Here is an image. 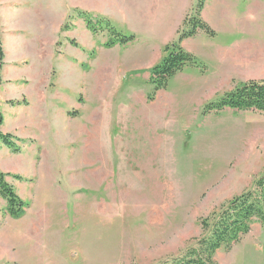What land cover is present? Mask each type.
<instances>
[{"label":"rangeland","instance_id":"obj_1","mask_svg":"<svg viewBox=\"0 0 264 264\" xmlns=\"http://www.w3.org/2000/svg\"><path fill=\"white\" fill-rule=\"evenodd\" d=\"M196 5L0 0L2 131L18 147L0 141V171L27 203L11 217L0 195V264H165L255 188L264 112L207 109L264 81V0H206L200 17L216 34L186 43L196 63L156 92L150 80ZM107 23L134 38L105 46ZM214 260L264 264V224Z\"/></svg>","mask_w":264,"mask_h":264},{"label":"trees","instance_id":"obj_2","mask_svg":"<svg viewBox=\"0 0 264 264\" xmlns=\"http://www.w3.org/2000/svg\"><path fill=\"white\" fill-rule=\"evenodd\" d=\"M205 1L197 0L194 18L184 22V24L189 23L191 27L187 30L182 29L178 40L165 46V55L161 62L151 68L150 80L155 87V92L163 88L166 81L177 72L182 71L185 66L196 63L195 56L183 48L182 41L184 39L193 37L199 30L216 34L200 17ZM88 26L94 32L97 31L96 25H92L90 20ZM100 26H103V23H100ZM105 27L114 33L105 43L107 47L126 44L134 38L133 35L128 37L115 31L108 23ZM3 55L0 30V60ZM150 98L152 97L150 96ZM225 108L235 111L264 112V81H250L237 86L217 103H210L207 110L219 111ZM3 123L4 117L0 111V141L14 150H18L12 134L2 131ZM6 177L7 174L0 171V195L7 201V213L11 217L17 218L24 214L27 203L16 193ZM255 220L264 224V174L257 180L255 188L227 202L211 218L202 222V227L206 232L197 240L196 248L188 251L181 258H176L165 264H215L216 252L222 248L231 250L243 236L251 231Z\"/></svg>","mask_w":264,"mask_h":264},{"label":"crops","instance_id":"obj_3","mask_svg":"<svg viewBox=\"0 0 264 264\" xmlns=\"http://www.w3.org/2000/svg\"><path fill=\"white\" fill-rule=\"evenodd\" d=\"M177 39H178V36H179V33L177 32ZM191 38H193V37H189V38H186V39H184L183 41H182V46H183V48H185L187 45H186V43L187 42H189V39H191ZM174 41H176L175 39H172V38H168L167 39V41L163 44V46H166V45H168L169 43H172V42H174Z\"/></svg>","mask_w":264,"mask_h":264}]
</instances>
